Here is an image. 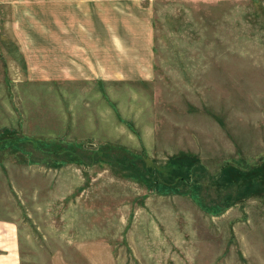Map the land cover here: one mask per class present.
Instances as JSON below:
<instances>
[{
    "label": "rangeland",
    "instance_id": "obj_1",
    "mask_svg": "<svg viewBox=\"0 0 264 264\" xmlns=\"http://www.w3.org/2000/svg\"><path fill=\"white\" fill-rule=\"evenodd\" d=\"M24 5L0 7L21 263L264 264V0H155L153 79L67 88L40 69L58 9Z\"/></svg>",
    "mask_w": 264,
    "mask_h": 264
},
{
    "label": "crops",
    "instance_id": "obj_2",
    "mask_svg": "<svg viewBox=\"0 0 264 264\" xmlns=\"http://www.w3.org/2000/svg\"><path fill=\"white\" fill-rule=\"evenodd\" d=\"M153 1L0 0V7L20 2L58 9L55 37L47 28L41 33L45 44L40 69L46 81L57 80L67 88L84 82L104 85L153 79ZM66 10L76 11L67 15ZM18 235L14 222L0 218V264H22Z\"/></svg>",
    "mask_w": 264,
    "mask_h": 264
}]
</instances>
